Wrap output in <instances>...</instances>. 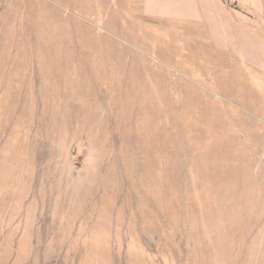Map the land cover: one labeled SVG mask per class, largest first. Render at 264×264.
I'll use <instances>...</instances> for the list:
<instances>
[{
	"label": "rangeland",
	"instance_id": "374dc122",
	"mask_svg": "<svg viewBox=\"0 0 264 264\" xmlns=\"http://www.w3.org/2000/svg\"><path fill=\"white\" fill-rule=\"evenodd\" d=\"M160 1L0 0V264H264V0Z\"/></svg>",
	"mask_w": 264,
	"mask_h": 264
},
{
	"label": "crops",
	"instance_id": "0c3cea01",
	"mask_svg": "<svg viewBox=\"0 0 264 264\" xmlns=\"http://www.w3.org/2000/svg\"><path fill=\"white\" fill-rule=\"evenodd\" d=\"M160 1V0H159ZM161 2V1H160Z\"/></svg>",
	"mask_w": 264,
	"mask_h": 264
}]
</instances>
